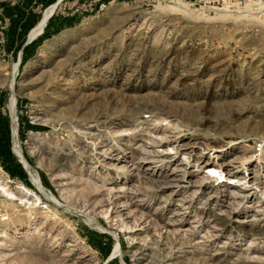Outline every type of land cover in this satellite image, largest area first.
Masks as SVG:
<instances>
[{"label": "rangeland", "instance_id": "obj_1", "mask_svg": "<svg viewBox=\"0 0 264 264\" xmlns=\"http://www.w3.org/2000/svg\"><path fill=\"white\" fill-rule=\"evenodd\" d=\"M0 264H264V0H0Z\"/></svg>", "mask_w": 264, "mask_h": 264}, {"label": "bare ground", "instance_id": "obj_2", "mask_svg": "<svg viewBox=\"0 0 264 264\" xmlns=\"http://www.w3.org/2000/svg\"><path fill=\"white\" fill-rule=\"evenodd\" d=\"M54 11V6L49 8L43 15L41 21L36 25V27L31 31L30 38L35 37L37 34L41 32V30L45 27L47 20L51 16ZM34 179V177H32ZM90 223V221H88Z\"/></svg>", "mask_w": 264, "mask_h": 264}, {"label": "built area", "instance_id": "obj_3", "mask_svg": "<svg viewBox=\"0 0 264 264\" xmlns=\"http://www.w3.org/2000/svg\"><path fill=\"white\" fill-rule=\"evenodd\" d=\"M260 146H261V144H260Z\"/></svg>", "mask_w": 264, "mask_h": 264}]
</instances>
